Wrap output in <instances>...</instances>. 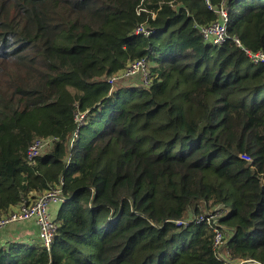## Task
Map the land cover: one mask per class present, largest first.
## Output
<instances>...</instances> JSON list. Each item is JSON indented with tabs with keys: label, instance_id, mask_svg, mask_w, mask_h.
I'll return each instance as SVG.
<instances>
[{
	"label": "trees",
	"instance_id": "obj_1",
	"mask_svg": "<svg viewBox=\"0 0 264 264\" xmlns=\"http://www.w3.org/2000/svg\"><path fill=\"white\" fill-rule=\"evenodd\" d=\"M236 39L264 52V0H0V217L62 179L66 198L50 249L0 242V264H227L175 223L200 205L229 211L233 261L264 263V65ZM143 58L147 85L108 83Z\"/></svg>",
	"mask_w": 264,
	"mask_h": 264
},
{
	"label": "built area",
	"instance_id": "obj_2",
	"mask_svg": "<svg viewBox=\"0 0 264 264\" xmlns=\"http://www.w3.org/2000/svg\"><path fill=\"white\" fill-rule=\"evenodd\" d=\"M209 8L216 11L220 19L208 26H199L201 34L205 41L212 45L224 44L228 39V13L224 8L215 10L211 5H209ZM136 34L150 36L151 30L145 26H141L136 30ZM235 43L245 51L253 64L264 65L263 51L255 52L247 49L238 39L235 40ZM149 67V62L146 58H143L131 63L121 74L110 78L108 83L110 85H114L119 80L135 78L141 75L143 77L144 84L147 85L150 80ZM85 115L86 114L79 113L76 116L79 128L83 125ZM76 135L77 132L75 133V137ZM57 140L58 139L56 137L35 140L29 148V163L34 165L36 163V159L39 156L44 155ZM241 157L248 162H252V158L248 155H242ZM63 185L64 180L62 179L57 186L47 192H44L37 199L24 200L17 208L0 217V230L13 223H23L33 220L39 229V239L42 245L50 249L58 228L56 220L53 219L50 214V208L52 205L61 206L66 202V198L63 195ZM200 210L201 213L199 215L194 214L193 210H190L183 219L177 220L175 223L181 228H188L190 225L196 224L208 225L214 233L213 248L217 252L218 257L227 264H264L263 262L251 259L235 262L230 258L229 251H226V239L228 238V235L225 234L224 228L219 224V220L228 215L229 211L225 210L222 206L209 208L206 205L205 207L200 205Z\"/></svg>",
	"mask_w": 264,
	"mask_h": 264
},
{
	"label": "crops",
	"instance_id": "obj_3",
	"mask_svg": "<svg viewBox=\"0 0 264 264\" xmlns=\"http://www.w3.org/2000/svg\"><path fill=\"white\" fill-rule=\"evenodd\" d=\"M56 208H59L56 205H52L50 208V214L52 215L53 219L57 220V213L58 210ZM55 214V216H53ZM8 227V226H7ZM6 229V232L3 230V235L0 236V242L5 244L6 242H11L10 238H13V241L17 240H24L27 242L36 243L40 241L39 239V229L35 223V221H28L20 223V225H17L12 228H3ZM2 231V230H0Z\"/></svg>",
	"mask_w": 264,
	"mask_h": 264
},
{
	"label": "rangeland",
	"instance_id": "obj_4",
	"mask_svg": "<svg viewBox=\"0 0 264 264\" xmlns=\"http://www.w3.org/2000/svg\"><path fill=\"white\" fill-rule=\"evenodd\" d=\"M118 86H119V84H116L114 87L117 88ZM93 130H94V131H95V130H98V129H97V126L94 127ZM56 206H58V205H56ZM58 207L60 208V206H58ZM59 208H56V210H59ZM53 216H55V214H54ZM17 225H20V223H13V224H10V225H9L8 227H6V228H7V229H8V228H12V227H15V226H17ZM1 230H2V231H0V236H2V235L4 234V233H3V230H4V229H1ZM4 232H6V229L4 230ZM10 240L13 241V238H10ZM22 241H24V240H22Z\"/></svg>",
	"mask_w": 264,
	"mask_h": 264
}]
</instances>
